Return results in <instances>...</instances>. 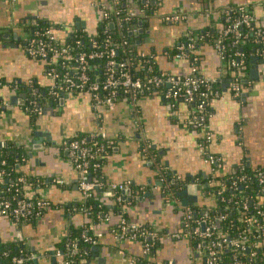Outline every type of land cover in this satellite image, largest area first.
Returning a JSON list of instances; mask_svg holds the SVG:
<instances>
[{"label": "crops", "instance_id": "0c3cea01", "mask_svg": "<svg viewBox=\"0 0 264 264\" xmlns=\"http://www.w3.org/2000/svg\"><path fill=\"white\" fill-rule=\"evenodd\" d=\"M104 1L109 0H0V80L4 81H0L4 103L0 145L22 147L25 157L17 166L21 172L52 180L29 189L27 196L44 197L53 205L34 224L19 223L0 213V239L6 244L24 241L39 264L51 263L46 253L72 224L80 226L89 220L76 209L81 200L79 174L68 160L66 143L73 137L102 133L115 143L101 178L107 183H131L124 189L128 194L121 191L129 205L125 211L130 223L162 232L153 262L202 264L190 239L173 235L182 231V207L195 205L202 212L214 199L202 184L210 178L223 179L239 167L254 172L264 166V57L253 56L255 60L241 75L242 94L236 97L230 88L234 73L217 48L208 41L197 45L198 75L217 84L218 91L208 107L207 124L213 139L205 150L199 131L188 126L187 104L180 101L172 107L159 92L142 94L135 103L119 99L113 108L97 106L88 93L52 96L46 60L32 58L25 50L28 31L24 24L42 18L56 26L60 38L75 28L93 34L101 22ZM147 2L150 15L141 24L142 32L135 33L136 50L151 58L158 71L177 77L190 76L193 67L187 57L177 58L175 48L184 46L188 35L201 40L199 34L221 30L229 6L246 5L253 19L264 24V0ZM133 7L137 9L136 4ZM174 12L181 13L183 19L167 22L164 17ZM29 91L42 103L41 112L34 111L35 117L26 108ZM163 174L164 180L183 183L176 193L180 203H166L163 181L159 180ZM58 180L66 184L60 185ZM189 187L195 188L194 194L189 193ZM117 219L93 224L97 243L90 248L91 259L86 264H137L136 259L143 257L141 243L114 233Z\"/></svg>", "mask_w": 264, "mask_h": 264}, {"label": "trees", "instance_id": "16d2710c", "mask_svg": "<svg viewBox=\"0 0 264 264\" xmlns=\"http://www.w3.org/2000/svg\"><path fill=\"white\" fill-rule=\"evenodd\" d=\"M202 1L209 2L211 0ZM134 2L138 9V12L135 15H133V12L131 13V6L127 0H118L115 5L117 13L107 19H102L95 33L90 34L84 29L75 28L73 32L67 34L64 38L59 37L57 42L53 44V47L59 48L60 45L73 47L74 50L71 55L76 59L77 54L80 52L84 51L88 53L93 50L94 47L92 46V40L97 41L99 52L104 51L106 44L109 42L111 45H113V43H120L121 45L114 56L115 60L121 61L123 59H128L131 63V71L135 77L145 78L159 74L160 71H158L151 58L147 56V61L142 62V57L136 50L138 36L133 33V26L138 22H145L150 15V3H148L147 0H134ZM241 6L243 5L229 6L226 20L229 19L231 22L240 17L241 13L239 10ZM125 17H129V19L125 20ZM117 18H121L122 20L118 22ZM111 22H114L113 29H110L109 26ZM230 22L226 21L224 27L219 31L212 32L211 30H207L202 34H199L201 40H198L199 37L196 35H188L185 38L183 47L186 48L191 43H194V49L188 51L187 49L181 50L180 48H175L174 52L175 55L182 52L183 55L190 60L192 66H197L199 57L197 53L194 52L197 45L208 41L215 46L217 38L222 36L225 65L230 72L234 73L233 77H231V81L236 79L242 87L243 83L241 75L250 63L251 58L253 56L264 57V31H262L260 35H256V32L260 30L262 25L253 19L249 26L240 28L242 34L241 39L245 42L244 44H239L238 42L236 43L238 40L236 33L231 32L227 35H223V31L228 27ZM24 25L28 31L25 50L30 40L38 39V37L35 36L36 31L41 33L46 29L55 26L42 18L29 21ZM124 42L126 44H123ZM169 54L173 53L170 52ZM59 62L62 63L63 59H60ZM46 63L47 67H49L50 64L48 59L46 60ZM91 63L94 64L95 61H91ZM55 68L61 74L67 72L61 64H57ZM90 74L94 75L95 72L90 71ZM0 81H2V79ZM163 90H166V85H162L150 92L139 93L138 96L140 97L142 94H150L153 92H159L162 94ZM215 90H217V84L210 80H206L205 84L201 87V91H206L209 94L210 99ZM102 94L104 95L105 92ZM116 96L115 102L117 103V99H121L122 97L121 91H119ZM35 97L36 95L33 96L30 91L28 92L27 101L28 99H30V101H28L29 104L26 101V108L28 112H32L33 115L31 116L33 117H35V109L42 107V103H39V100ZM180 101L185 103L183 98H179L177 99L176 104ZM3 104L4 103L0 100V113ZM187 106L191 109L189 104H187ZM199 133L201 134L203 142L204 137L202 132L199 131ZM72 139L78 141L83 139L85 142L84 146L87 148L90 156H94L97 153L99 154L98 159H89V165L87 167L88 178H94L99 182L107 183L106 180L101 178V169L106 162L107 156L112 151L115 140L103 139L100 136H96L93 139L79 136L68 139L66 145H69V140ZM24 157L25 155L22 147L16 146L13 143L0 145V168L3 169L5 173L0 179V197L2 196V198L9 199L11 202H16L19 199H28L26 186L33 189L45 185L47 182H52L51 179L48 180L43 177H31L21 172L17 166H19ZM2 161L5 162L4 165H1ZM240 169L242 168L239 167L236 169L233 174L239 173ZM243 171L250 178L239 184L237 189L228 188L224 190L221 195H218L217 192L220 189L219 185L213 183L207 187L208 192L214 197L209 203V206L205 207L210 208V222L214 225L216 230L223 229L227 241L235 239L245 229L246 226L242 223V218H248L255 215L256 223L264 226V193L262 187L258 186L257 181L251 177L252 172H249V170L246 169H243ZM233 174H230L225 178H228ZM20 178H24L26 183L19 182L18 180ZM182 184L183 183L181 182L171 184L170 181L168 182V180L163 179V190L165 195L175 196ZM119 197H122L121 191L114 195L110 194L106 197L103 190H95L89 198L80 200L76 205V209L77 211H83L89 220H86L80 226L72 224L67 234L60 241L56 242L53 248L46 253L47 258L51 260L50 264H59V259L54 256V253L57 251L63 254L64 261H67L68 264H86V262L91 259L90 248L97 243V237L92 232L93 224H97L99 221L106 218L112 219L113 217L118 218L116 225L113 228L114 233L119 236L132 238L141 243L142 247L145 244L149 245L147 254L148 259H145L143 256L136 259V263L156 264L153 262L152 256L159 245V239L162 236V232L149 225H136V230L130 227V221L127 217V212L125 211V207L129 205L122 198L121 201H118ZM103 199L109 200V202L106 203ZM243 199H246L244 201L247 202V210L242 209L241 201ZM44 200L48 202L46 209L31 211L28 215L21 217L18 222L34 224L37 218L53 207L51 201L46 198ZM190 207L193 210L190 230L192 231L196 226L202 228V212H200V208L195 205H190ZM258 212H261L262 216L256 215ZM221 215H225V220L219 221ZM9 217L11 218V216ZM122 220L124 223H121ZM204 225L206 226V224ZM253 234H255V232ZM199 240L198 236H192L190 239V244L195 253V247ZM202 246H205L204 243H202ZM253 252L254 257H251V253ZM34 253L35 252L32 251V248L24 241L6 244L0 239V264H16L14 261L15 259H23L21 264H39L37 259H29V255ZM202 264H206L203 258ZM215 264H264V239L260 247H252V249L245 248L241 252L231 250L227 243L226 247H223L219 251Z\"/></svg>", "mask_w": 264, "mask_h": 264}, {"label": "built area", "instance_id": "2783aa9c", "mask_svg": "<svg viewBox=\"0 0 264 264\" xmlns=\"http://www.w3.org/2000/svg\"><path fill=\"white\" fill-rule=\"evenodd\" d=\"M118 0H109L107 3L104 1L103 7L101 8L102 19H107L110 16H113L117 13L115 9L116 2ZM131 6V13L135 15L138 9H135L134 0H127ZM239 12L240 17L234 19L230 22L227 19V22H230L228 27L223 31V35L228 33H236L239 44H244L240 28L244 26H249L253 20V15L246 5L241 6ZM131 16V15H130ZM101 19V21H102ZM129 17H125V20H128ZM164 19L167 22H178L183 19L181 13H171L166 15ZM118 22L122 19L117 18ZM137 25V24H135ZM134 25V26H135ZM133 26V33L137 32V28ZM72 29L71 32H73ZM264 31V24H262L260 30L256 32V35ZM69 33H66V35ZM35 36L38 39H32L27 44L26 52L32 58L49 60L48 75L52 80V86L50 88V93L52 96L59 97L60 95L68 94L72 95L75 93H88L91 95L94 104L97 106H106L108 108H113L116 104V94L121 91V99H126L128 102L135 103L139 98V93L150 92L156 88L166 85V90H163L162 95L168 101L170 106L174 107L176 101L179 98H183L185 103L191 106L190 109V120H188V126L193 130L201 131L204 137V150L212 142V133L207 124V115L208 107L210 103L209 94L206 91H201V87L205 84V78L201 75H198L197 68L192 66V74L188 77H177L168 73L160 72L157 75L150 77H135L131 71V63L128 59H123L121 61L115 60V53L120 47V43H109L106 44L104 51H98L97 41L92 40V46L94 47L90 52H80L77 54L76 59L71 55L74 50L71 46L60 45L59 48H54L53 44L57 42L59 37L56 35V28L51 27L46 29L43 32L36 31ZM197 39V38H195ZM123 44H126L125 42ZM215 47L217 48L218 54L221 60L225 63L224 55V44L222 43V36L218 37L216 40ZM181 50L187 49L193 50L194 43H191L186 48L183 46L180 47ZM142 57V62L147 61V56L140 54ZM184 55L182 52L177 54V58H182ZM63 59V62L60 63L59 60ZM95 61V63H91ZM99 62V63H96ZM61 64L63 68L67 70L66 73L61 74L55 66ZM90 71H94L95 74L91 75ZM230 88L236 97H240L242 94V87L236 81V79L230 82ZM105 92L103 95L102 93ZM218 95V91H214L213 96ZM211 97V98H212ZM119 99H117L118 101ZM36 112L40 113L41 108L35 109ZM96 136H100L103 139H106L105 134L95 133L90 135L89 138L93 139ZM85 142L81 140H69L68 153H69V162L77 170L79 177L77 180V185L81 192V200H85L92 195V192L95 190H103L105 194L110 193L112 195L122 191L131 183L126 184H116V183H102L97 181L94 178H88L87 167L89 165L90 158H99V154L90 156L87 151V148L84 146ZM209 159L213 162L216 161V158L210 156ZM5 162L2 161L1 165H4ZM4 170L0 168V179L4 175ZM251 177L254 178L258 186L262 187L264 193V166L252 172ZM250 177L246 175L243 169H240L239 173H235L228 178L223 179H213L210 178L207 183L202 184L203 186H210L213 183L219 185L220 189L217 194L221 195L224 190L231 188L237 189L238 185L249 179ZM19 182L26 183L24 178H20ZM58 184L65 185V181L58 180ZM26 185V184H25ZM199 184L198 186H200ZM27 191L31 188L26 186ZM208 196L211 194L208 193ZM246 197V196H244ZM28 199H19L16 202H11L9 199L0 197V213L3 215L11 216L12 219H15L17 222L21 217L28 215L31 211L46 209L48 202L44 200V197L33 196L28 197ZM243 199L241 201V206L243 210H247V202ZM118 201H121V198H118ZM169 204L173 203L170 199L167 200ZM183 220H182V231L181 233H176L173 236L179 238L181 235L191 239L192 236H198L199 242L196 244L195 250L196 253L204 259L206 264H215L217 260V255L219 251L226 247L228 243L229 248L236 252H241L245 248L252 249V247H260L264 239V226L258 225L256 223V216L253 215L248 218H242V223L245 224V229L243 232L237 236L235 239L227 241L224 236L223 229L216 230L214 225L210 222L209 211L210 208H205L202 211L201 221L206 224L204 229L196 226L193 230H190L192 222L193 210L190 205L182 207ZM256 215L262 216L261 212H258ZM109 219V218H107ZM220 220H225V215H221ZM121 223H124L122 220ZM130 227L136 230V225L130 223ZM255 232V234H253ZM204 243L205 246H202ZM149 245H143V256L147 258ZM54 256L59 259V264H68L67 261H64L63 254L59 251L54 253ZM251 257H254V252L251 253ZM29 259H36L34 254L29 255ZM63 259V260H62ZM16 264H21L23 259H15ZM149 264V263H148ZM172 264V263H166Z\"/></svg>", "mask_w": 264, "mask_h": 264}, {"label": "flooded vegetation", "instance_id": "af4514ba", "mask_svg": "<svg viewBox=\"0 0 264 264\" xmlns=\"http://www.w3.org/2000/svg\"><path fill=\"white\" fill-rule=\"evenodd\" d=\"M138 23H140V24H142V22H138ZM138 23H137V25H135V26H137L136 28H137V32H139V29H142V27H141V25H139L138 26ZM134 26V27H135ZM190 116L188 117V119L187 120H190ZM188 122V121H187ZM164 176V174L163 175H160V179L159 180H161V181H163V179L165 178V177H163ZM167 180V179H166ZM170 181V183L171 184H175V183H178V182H180V181H177V180H175V179H169L168 180V182ZM164 187V186H163ZM163 192H164V190H163ZM171 200V201H173V203H176V204H178V203H180V201L177 199V197H176V195L175 196H172V195H165V201H166V203H167V200Z\"/></svg>", "mask_w": 264, "mask_h": 264}, {"label": "water", "instance_id": "95a60500", "mask_svg": "<svg viewBox=\"0 0 264 264\" xmlns=\"http://www.w3.org/2000/svg\"><path fill=\"white\" fill-rule=\"evenodd\" d=\"M141 25V24H140ZM109 26H110V29H113L114 28V22H111L110 24H109ZM135 27H137V26H135ZM140 32H142V29H139V33ZM255 60V58L254 57H252L251 58V60H250V62H253ZM22 96H24V95H22ZM195 188L194 187H189L188 188V191H189V193H191V194H194L195 193V190H194ZM123 193H124V195L125 194H128L129 193V190L128 189H126V190H124L123 191ZM107 195H110V193H107ZM142 196H144V195H141L140 197H142ZM204 223H202V228L204 229Z\"/></svg>", "mask_w": 264, "mask_h": 264}]
</instances>
